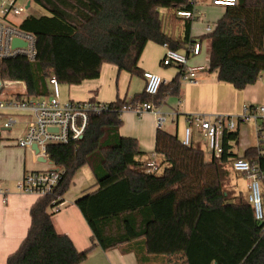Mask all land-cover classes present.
<instances>
[{"label":"trees","instance_id":"1","mask_svg":"<svg viewBox=\"0 0 264 264\" xmlns=\"http://www.w3.org/2000/svg\"><path fill=\"white\" fill-rule=\"evenodd\" d=\"M32 1L47 12L28 14L20 23L36 36L35 59L18 55L0 60V78L23 81L28 97L48 95L52 75L65 82V70L81 72L99 62L144 77L138 61L148 41L187 53V44L195 39L193 21L175 15L192 9L190 0ZM161 9L169 10L168 32ZM178 22L182 26L175 35ZM211 24V31L197 37L210 43L207 70L238 89L254 83L264 72V0H239ZM177 66L175 76L155 95L143 88L129 103H119L160 104L179 96L184 68ZM121 123L119 109L89 111L80 139L47 146L49 160L64 173L53 192L30 207L27 233L5 264H80L85 258L86 252L71 256L69 242L56 237L50 223L53 208L63 202L73 175L84 165L90 166L97 189L74 203L101 249L134 252L139 264H264V224L255 219L248 192L232 186L229 164L237 157L246 159L264 190V150L257 145L240 156L233 153L228 140H237L236 129L223 132L219 157L205 159L198 145H183L159 127L153 150L159 160L156 170L149 171L147 153L135 138L120 135ZM257 131L260 137L262 128Z\"/></svg>","mask_w":264,"mask_h":264},{"label":"crops","instance_id":"2","mask_svg":"<svg viewBox=\"0 0 264 264\" xmlns=\"http://www.w3.org/2000/svg\"><path fill=\"white\" fill-rule=\"evenodd\" d=\"M207 1L206 9L203 10L205 13L199 11L195 19L200 21L203 27L205 22H208L206 20L207 9L216 7L210 3V0ZM195 2L196 0H194V5ZM222 12L223 10L214 14L216 16L212 18V21L217 20ZM195 20L191 24V35L197 39L203 33L194 35L192 26ZM209 48L210 43L206 39L202 42L201 52L198 54L200 55L202 51L206 52L205 65L208 61ZM178 51L186 54L185 49ZM164 52L163 45L148 41L141 53L138 66L143 72L149 71L158 74L167 83L177 73L178 66L176 64H161ZM198 55L188 54L187 65L200 66L201 62L190 61L191 57ZM94 67L95 71L92 69ZM64 77L66 81L59 82L61 101L71 99H92L106 103L114 101L115 107L110 105L115 109H118L119 101L129 103L134 93L141 91L145 83L143 76H131L127 72L119 71L115 65L108 62H99L90 69L81 72L67 69L64 72ZM196 78V83H190L180 78L179 96H169L159 104L160 113L164 116L160 129L175 134L179 140L183 135L184 128L188 125V118L192 115L199 114L209 119L220 115L237 116L243 111L244 105L264 106V72L254 83L241 89L235 88L230 83L219 81L216 72H209L207 69L198 71ZM60 83L64 85H60ZM138 85H140L139 90L134 88ZM20 118L23 117L18 116L20 127L17 129L25 127L24 121H21ZM121 119L120 135L135 138L140 149L147 153L143 157L149 160L154 156L158 163L159 159L153 153L155 134L159 128L156 125V116L150 112L138 115L133 111L122 109ZM254 121L256 125L261 124L260 127L264 129L263 116H259ZM259 121L260 123H258ZM236 129H238L239 135V124ZM17 133L18 131L13 129L8 133V136L15 137ZM199 135L202 137L199 129L193 126L191 142L195 141ZM237 140H228L231 151L232 143H237ZM38 159L39 156H36L31 148L6 146L0 149V264H5L7 257L17 250L24 239L30 225V207L38 198L33 194L21 193L17 189L18 180L28 171L54 168L49 159L46 158L45 161ZM95 189H97V185H95V177L90 166L80 167L73 175L70 186L63 195V202L50 217L53 234L59 239L69 242L74 250L71 256L86 252V256L80 264H139L134 252L123 253L118 247L103 250L93 240L92 232L74 202L77 198Z\"/></svg>","mask_w":264,"mask_h":264},{"label":"built area","instance_id":"3","mask_svg":"<svg viewBox=\"0 0 264 264\" xmlns=\"http://www.w3.org/2000/svg\"><path fill=\"white\" fill-rule=\"evenodd\" d=\"M194 2V0H190ZM215 6L226 7L236 6L239 0H210ZM26 7L16 4V0H0V60L12 58L18 55L24 56L28 61H33L36 57V36L34 33L25 31L20 27V23L14 24L9 18L23 14ZM163 21L167 23V10L161 9ZM199 11L195 9L177 10L175 15L181 19L195 20ZM212 24L205 22L203 30L211 31ZM18 39L25 43V46H12V40ZM164 55L161 59L163 65H181L184 72L180 76L190 83H196V73L206 70L207 65L188 66V54L198 55L201 52L202 43L194 39L187 44V53H181L169 48L166 44ZM208 63V61H207ZM145 83L144 91L153 96L158 92L161 84L165 80L156 73L143 72ZM50 93L46 96L28 97L26 95V85L23 81H13L0 78V149L6 146H16L19 148H31L36 144L38 153L47 159L46 148L48 145L67 144L70 141L78 140L82 137L87 122L89 111L100 112L103 109H115L110 103L99 102L92 99L61 101L59 98V82L54 75L48 79ZM118 109H127L136 114L144 112L153 113L156 116V125L160 127L164 116L161 115L159 104L142 102L129 105H118ZM18 116L23 117L24 128L16 129L18 133L15 137H9L15 124H19ZM259 116L264 117V106L253 107L244 105L243 111L237 116L220 115L212 119L204 118L199 114L188 118V125L183 130L180 142L183 145H190L192 141L193 126L201 132L206 141L209 152L215 157L222 153L221 138L224 131H234L239 122L255 120ZM258 128V127H257ZM264 141V132L260 136ZM260 140V141H261ZM259 143V148L264 150V144ZM149 171L157 168V161L154 156L148 160ZM231 168L243 174L248 188V200L252 204L254 217L258 222L264 224V191L260 189L259 176L250 163L237 157L231 161ZM54 166V165H53ZM64 170L55 167L49 170H32L25 172L17 182V189L21 193L33 194L42 197L50 194L58 185ZM59 205L53 209L58 210Z\"/></svg>","mask_w":264,"mask_h":264},{"label":"rangeland","instance_id":"4","mask_svg":"<svg viewBox=\"0 0 264 264\" xmlns=\"http://www.w3.org/2000/svg\"><path fill=\"white\" fill-rule=\"evenodd\" d=\"M27 1H29V6L25 9V11L23 12V14L18 15V16H14V17H10L9 20L14 23L17 24L19 23L24 16L28 15V14H33V15H41V14H47L46 10L43 9L41 6H39L38 4H36L35 2H33L32 0H16V4L18 5H23L24 7H26L27 5ZM206 4H208L207 0H196L195 2V6L196 9L198 11H200L201 13H205L203 12L204 8L206 9ZM224 11V7H212L207 9V16H206V20H208V22H214L212 21L213 17L216 16L214 14H218L221 11ZM169 12V10H167ZM220 17V15H219ZM218 17V18H219ZM205 22V21H203ZM182 26V24L180 22H178L175 25L174 28V34L178 35L179 31H180V27ZM163 27L166 30V32H168L170 30V26H168L167 23H165V21H163ZM192 31L194 33V35H198L200 33H204L203 31V24L200 21L195 20V23L192 26ZM205 60H206V52L202 51V53L198 56H194L190 58V61L192 62H196L199 63L201 62V65H205ZM60 85H64L63 83H60ZM137 88L139 90L140 85H138V87H134ZM137 89H133L134 91H136ZM62 100V99H60ZM21 121L23 120V118H20ZM260 123V121L258 122ZM259 126H261V124H258ZM258 125L255 124L254 120H249V121H243V122H239V135H238V140L237 143L233 142L232 143V151L234 153L237 154H243L244 151L250 147V146H257L259 145V143H262L263 140H261V137H258V131H257V127ZM18 127H20V125L15 124L14 125V129H17ZM262 132H264V129L262 128ZM261 140V141H260ZM193 143L195 145H198L204 152L205 155V159H209L210 157V152L207 146V143L204 141V139L199 135V137H196V140H193ZM228 165V164H227ZM230 173L232 176V186L235 188V190L238 192H242L243 194H246L248 192V188L246 186V179L243 176L242 173L240 172H236L234 171L232 168L230 169ZM261 189V186H260ZM262 193L263 190L261 189Z\"/></svg>","mask_w":264,"mask_h":264},{"label":"water","instance_id":"5","mask_svg":"<svg viewBox=\"0 0 264 264\" xmlns=\"http://www.w3.org/2000/svg\"><path fill=\"white\" fill-rule=\"evenodd\" d=\"M29 6V4L26 5V8ZM12 46L13 47H16V46H25V43L18 40V39H13L12 40ZM31 149L34 150V153L37 154L38 153V148L36 146V144H33L31 146ZM38 160H41V161H45L46 158L45 157H42V156H39V159Z\"/></svg>","mask_w":264,"mask_h":264}]
</instances>
